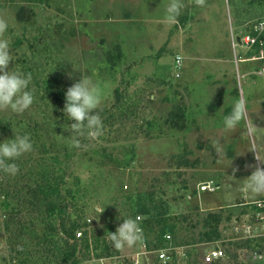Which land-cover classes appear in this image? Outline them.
<instances>
[{
	"label": "rangeland",
	"instance_id": "1",
	"mask_svg": "<svg viewBox=\"0 0 264 264\" xmlns=\"http://www.w3.org/2000/svg\"><path fill=\"white\" fill-rule=\"evenodd\" d=\"M182 2L169 24L161 18L168 0H0V21L8 24L0 40L12 55L5 71L30 74L35 97L23 113L0 108V140L27 133L33 142L16 175L0 172V264H55L44 242L53 223L39 192L42 177L53 173L65 177L68 199V190L84 189L70 219L111 245L81 249V264H163L150 251L155 244L167 249V263L205 264L207 253L230 241L235 252L215 264H264V233L244 238L260 212L255 203L264 201V189L244 187L264 170V78L257 74L264 59L235 41L264 21V0ZM79 71L101 89L103 129L76 148L62 109ZM237 99L246 102L245 115L226 129L223 116ZM178 106L183 130L168 123ZM204 181L212 190H200ZM210 212H221L222 237L197 243ZM129 217L141 238L115 249L109 232ZM53 235L63 245L65 235Z\"/></svg>",
	"mask_w": 264,
	"mask_h": 264
},
{
	"label": "clouds",
	"instance_id": "2",
	"mask_svg": "<svg viewBox=\"0 0 264 264\" xmlns=\"http://www.w3.org/2000/svg\"><path fill=\"white\" fill-rule=\"evenodd\" d=\"M182 0H168L164 5L161 18L169 24L176 23L181 10ZM8 24L0 21V33L7 30ZM177 63L180 57L177 56ZM12 62V55L7 40H0V108H6L14 113H23L34 102V91L30 88L31 75L16 70L13 67L5 71ZM73 67V66H72ZM74 68V67H73ZM76 69V68H74ZM80 78L73 82L64 92L65 103L63 113L67 121V132L73 147L79 148L81 138L95 139L101 135L103 122L96 111L101 101V89L93 77L85 71H79ZM71 76V73H69ZM246 102L235 100L230 111L223 116V127L231 129L244 117ZM33 150V142L29 134H14L11 138L0 140V172L14 176L19 171L17 160L25 153ZM244 187L252 192L264 189V170H255ZM96 211L101 213L97 206ZM112 246L120 249L132 245L141 238V229L135 218L122 219L114 232H109Z\"/></svg>",
	"mask_w": 264,
	"mask_h": 264
},
{
	"label": "trees",
	"instance_id": "3",
	"mask_svg": "<svg viewBox=\"0 0 264 264\" xmlns=\"http://www.w3.org/2000/svg\"><path fill=\"white\" fill-rule=\"evenodd\" d=\"M25 14H27V10L25 8H21L18 16L19 20H25ZM64 94V93H63ZM185 109L182 106L175 107L173 111H171L168 119V123L178 130H183L185 128L184 119H185ZM54 161L60 164L58 158H55ZM65 177L60 174H45L42 177V182L39 185V192L42 195L45 204L48 221H52L53 225L49 227L50 232L44 236V242L49 243L47 245V252L49 256V262H53L55 264H81L78 253L81 249H86L87 251L90 249V245L94 244V246L103 243V249L106 251L110 250L111 245H109L108 239H102L99 235H95L94 232L90 236H88V232L86 231L87 224L84 222H79L77 219H70L71 216L67 215L69 210H73L77 215L79 214L78 202L81 198V195L84 192L83 188H76L74 191L68 190L66 194L70 196V199L67 196L63 195L62 188L65 185ZM42 199V200H43ZM257 211L261 209L256 207ZM223 220L221 212L208 213L202 219V227L204 232L200 234L197 243H209L213 241H217L222 237L220 224ZM228 220L230 218L228 217ZM156 222L160 223L159 220ZM50 223V222H49ZM57 230L60 231L61 234L65 235V241L62 244L59 241H54L53 233ZM82 237H77L78 232H82ZM162 235L167 236L166 228L163 230ZM166 241H168L166 239ZM252 240H247L245 243L249 244ZM244 243V244H245ZM243 242L235 243L236 247H242ZM165 248L162 244H155L152 249ZM150 249V248H149ZM150 249V250H152ZM171 264V263H166ZM215 264V263H214Z\"/></svg>",
	"mask_w": 264,
	"mask_h": 264
},
{
	"label": "built area",
	"instance_id": "4",
	"mask_svg": "<svg viewBox=\"0 0 264 264\" xmlns=\"http://www.w3.org/2000/svg\"><path fill=\"white\" fill-rule=\"evenodd\" d=\"M243 37L241 38V44H244L246 47H248V50H251L252 48H255L258 50L259 54L254 58V60H262L264 59V21L252 23L250 28L246 30ZM236 41V40H235ZM237 42V41H236ZM240 44V45H241ZM180 64V61H179ZM257 74L264 78V67H262ZM200 190L206 191V190H212V185L210 183L202 184L200 187ZM258 208H260V212L258 214H255L256 216L252 219L251 225H248L246 227V234L244 235V238L247 239H254L257 236H259L260 233H264V201L255 203ZM250 224V223H248ZM240 231V230H239ZM241 232L242 229H241ZM240 232V233H241ZM82 232L77 233V237H82ZM241 236V235H240ZM166 239H170L171 237L169 235L165 236ZM222 247H216L209 253H207L203 257V261L205 264H214L218 263L224 260V258H227L229 255H232L234 244L232 241L227 242L225 246ZM167 249H157V250H150L152 251H158L157 252V260L163 264H166L170 257L167 255L166 251ZM132 264H151L149 262H144L140 260H135Z\"/></svg>",
	"mask_w": 264,
	"mask_h": 264
},
{
	"label": "water",
	"instance_id": "5",
	"mask_svg": "<svg viewBox=\"0 0 264 264\" xmlns=\"http://www.w3.org/2000/svg\"><path fill=\"white\" fill-rule=\"evenodd\" d=\"M236 41H237L238 44H241V38H240V36L236 37Z\"/></svg>",
	"mask_w": 264,
	"mask_h": 264
},
{
	"label": "crops",
	"instance_id": "6",
	"mask_svg": "<svg viewBox=\"0 0 264 264\" xmlns=\"http://www.w3.org/2000/svg\"><path fill=\"white\" fill-rule=\"evenodd\" d=\"M205 182H208V181H204L203 183H205ZM205 192V191H204ZM201 193V192H200ZM200 195V194H199ZM208 211V210H207Z\"/></svg>",
	"mask_w": 264,
	"mask_h": 264
}]
</instances>
